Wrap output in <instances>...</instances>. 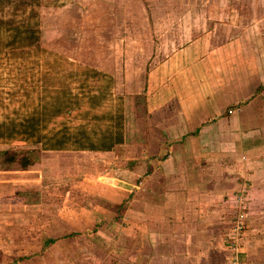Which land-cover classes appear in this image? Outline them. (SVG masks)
Wrapping results in <instances>:
<instances>
[{"label": "crops", "instance_id": "1", "mask_svg": "<svg viewBox=\"0 0 264 264\" xmlns=\"http://www.w3.org/2000/svg\"><path fill=\"white\" fill-rule=\"evenodd\" d=\"M106 4L116 45L93 51L99 55L86 68L140 103L134 140L120 111L110 132L122 142L85 157L101 170L91 173L97 188L84 190L78 204L48 208L28 202L25 191L18 195L24 216L35 214L37 230L78 231L101 264H231L226 237L239 229L241 264H264V0ZM54 159L57 171L85 166L73 156ZM33 163L50 166L42 155ZM238 195L250 198L239 229ZM8 223L0 231L13 228ZM46 238L52 247L63 237L47 233L11 264H43ZM56 251L52 259L66 261Z\"/></svg>", "mask_w": 264, "mask_h": 264}, {"label": "rangeland", "instance_id": "2", "mask_svg": "<svg viewBox=\"0 0 264 264\" xmlns=\"http://www.w3.org/2000/svg\"><path fill=\"white\" fill-rule=\"evenodd\" d=\"M7 1L8 4H3L4 7H1L0 2V19L20 21L30 18L28 9L19 7L21 0ZM110 1L112 0H37L40 6L33 9L40 19L38 46L46 56L44 53L40 55L39 50L32 51L28 61H31L33 66L30 65V71L23 75L17 70L18 64L21 68L27 66V60L22 66V54L12 53L8 49L0 50V118L5 115L16 117L38 112L43 119L39 129L45 147H51L57 139L68 140L63 142L65 144L62 143L65 148L63 151H44L39 145L32 146L28 142L18 140L1 142L0 152L14 153L39 149V155H42L50 166L30 163L24 168L26 171L22 172V161L9 163L4 161V156H0V223L8 220V228L13 225V228L0 231V264H11V259H15L22 249L31 253L36 248L34 241L43 239L47 233L53 236L61 235L63 238L56 246L45 247L47 253L43 264H101L100 251L92 245L85 246L84 238L77 235L78 231L37 230L35 214L24 216L21 211L23 204L18 195L28 191V202H41V207L46 208L51 207L53 203L69 206L70 202L72 205L78 204L83 200L81 197L84 190L97 188L95 183L90 182L91 173H100L101 170L88 166L90 160L86 158L90 151L76 150L78 144L75 139L80 138L81 133L85 138L86 132L92 141H98L106 132L117 130L121 115L119 119L117 116L121 111L126 113L124 119L129 138L134 140L131 128L135 122L134 116L137 115L136 109L138 112L141 109L138 107L140 103H134V98L126 97L124 87H113L108 77L95 72L92 67L88 69L93 62L92 58L99 55L93 54V51L109 49L116 45L110 40L113 37L112 32H115L114 23L111 22L112 9L106 4ZM71 57L74 60H70ZM88 64L89 67L86 68ZM98 64L100 61L97 59L96 65ZM24 76L26 82L22 83ZM118 77L120 78L119 74ZM118 94L122 96L118 97ZM43 113L46 115L43 116ZM69 156L75 157L76 160L84 159L81 163L85 166L67 165L60 171L53 170V158L58 162L69 163L72 161L66 159ZM79 168L82 169L79 171ZM58 174L65 177L57 176ZM72 175L77 177H70ZM66 198H69V201L61 203ZM248 201L250 198L245 199L242 195L233 199L232 204L236 207L234 221H240L239 227L242 222L244 228L243 219L247 218L244 206ZM21 222L30 228L18 229L15 223ZM233 233L232 236L226 237L231 242L239 238L236 231ZM226 246L230 251L229 244ZM52 248L65 256L66 261L58 262L52 259ZM92 248L94 252L90 258L91 253L88 250ZM241 262L243 261L241 260L240 264Z\"/></svg>", "mask_w": 264, "mask_h": 264}, {"label": "trees", "instance_id": "3", "mask_svg": "<svg viewBox=\"0 0 264 264\" xmlns=\"http://www.w3.org/2000/svg\"><path fill=\"white\" fill-rule=\"evenodd\" d=\"M29 1V2H28ZM1 7L3 4H8L7 0H0ZM27 2V3H26ZM36 2V3H35ZM20 8L28 9V19L16 20V19H0V47L2 49H8L12 53L19 52L20 59L23 63L26 62V67L21 68L18 64L17 70L20 75H23L30 71L33 66L31 61H28L29 55L32 51L39 50L40 55L46 56L45 52L39 45L40 42V28L38 21V14L36 15L33 8L40 6L37 0H21L19 5ZM42 5V4H41ZM15 7L18 9V5ZM15 9V11L17 10ZM23 9V10H24ZM14 11V12H15ZM2 52V51H0ZM37 54V53H36ZM38 55V54H37ZM15 60V59H14ZM25 76L22 78V83L25 81ZM26 82V81H25ZM46 91V88H44ZM55 108V107H54ZM45 109V107H43ZM12 115V114H11ZM46 115L43 113V116ZM3 118V120H2ZM0 118V144L7 140H18L21 142H28L32 146L39 145L41 150L46 151H63L65 150L62 145L63 142H67L62 139H57L54 141L51 147H45V142L43 143V136L40 135V125L42 124V117L39 116L38 112H32L31 114L21 115L16 117L3 116ZM107 133V134H106ZM100 136L98 141H92L89 135L85 132L80 134V138H76L75 142L78 144L76 150H88V151H108L115 144L122 142V135L116 132H106ZM65 144V143H63ZM39 149H29L25 152H14L10 153L8 151H1L0 156H4V161L13 163L17 160L22 161V170L28 166V164L35 162L39 158ZM54 240H44L42 243V249L52 244Z\"/></svg>", "mask_w": 264, "mask_h": 264}, {"label": "built area", "instance_id": "4", "mask_svg": "<svg viewBox=\"0 0 264 264\" xmlns=\"http://www.w3.org/2000/svg\"><path fill=\"white\" fill-rule=\"evenodd\" d=\"M238 229H239V226H238ZM239 230L236 231L238 234H239ZM229 246H230V251L232 252L231 264H240L239 251L237 248V240H234L233 242H231Z\"/></svg>", "mask_w": 264, "mask_h": 264}]
</instances>
